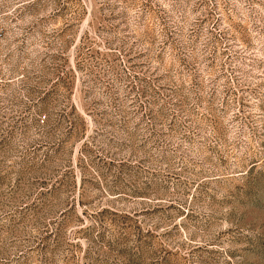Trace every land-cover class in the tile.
Segmentation results:
<instances>
[{
    "label": "rangeland",
    "instance_id": "374dc122",
    "mask_svg": "<svg viewBox=\"0 0 264 264\" xmlns=\"http://www.w3.org/2000/svg\"><path fill=\"white\" fill-rule=\"evenodd\" d=\"M0 264H264V0H0Z\"/></svg>",
    "mask_w": 264,
    "mask_h": 264
}]
</instances>
